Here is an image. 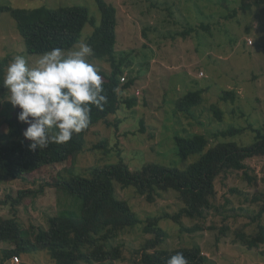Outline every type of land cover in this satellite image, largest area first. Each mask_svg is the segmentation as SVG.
<instances>
[{"label":"rangeland","instance_id":"374dc122","mask_svg":"<svg viewBox=\"0 0 264 264\" xmlns=\"http://www.w3.org/2000/svg\"><path fill=\"white\" fill-rule=\"evenodd\" d=\"M107 1L118 9L115 55L117 60H124L121 83L135 79L124 96H135L138 104L132 109L124 105L109 117L111 125L103 122L95 126L87 135L84 151L76 159L43 168L25 180L9 179L0 185V201L8 196L17 198L19 192L27 191L21 198L16 218L27 234L33 226L47 227L49 218L61 215L64 210L81 213V200L64 187L54 186L59 179L73 175L88 177L97 166L103 168L119 162L132 170L141 169L147 163L183 169L185 164L174 150L176 133L206 135L211 146L217 143L216 133L238 129L244 133L221 141L247 146L255 142L253 130L264 124V6L245 14L240 9L241 0ZM0 6L22 9L79 6L89 11L98 26L102 21L95 0H0ZM94 30L92 25H86L81 41L87 42ZM186 32L188 36H184ZM17 55L27 57L33 64L40 57L26 52L16 21L9 13H0V60L9 57L5 74ZM89 60L100 72L110 73V64L90 57ZM124 75L126 80L122 81ZM198 90L203 91L204 101L195 108L194 117L175 113L176 101ZM232 90L237 93L235 102L222 101L221 96ZM5 93L0 87V100ZM214 106L223 112L222 120L212 109ZM20 111L10 102H0V136L9 132V119L18 121ZM102 141L107 142L109 152L95 149ZM197 158L191 157L190 162ZM247 164L251 168L249 174L258 176L256 182L250 184L243 172L216 180V206L221 209L212 212L206 220L208 230L181 233L175 223L163 220L160 225L168 237L159 249L199 244L210 264H264V246L262 251L248 250L237 239L238 232L247 235L255 232L257 222H252V217L264 205V158L249 159ZM41 189L43 192L37 193ZM117 194L129 202L143 221L163 213L174 214L182 206L177 195L171 192L153 204L140 197L133 187H118ZM256 196L260 199L252 200ZM11 206L12 202L5 207L0 205V217H14ZM184 221L188 226L194 224L188 219ZM143 227L141 223L113 242L114 246L123 247L125 260L107 264H129L134 259V253L152 238ZM223 228L228 229L227 236L218 242L217 236ZM8 247L15 246L0 242V256L1 250ZM20 258V264H54L47 251L22 254Z\"/></svg>","mask_w":264,"mask_h":264},{"label":"trees","instance_id":"16d2710c","mask_svg":"<svg viewBox=\"0 0 264 264\" xmlns=\"http://www.w3.org/2000/svg\"><path fill=\"white\" fill-rule=\"evenodd\" d=\"M95 1L102 17L99 26L89 11L79 6L58 9L0 6V13H9L16 21L28 54L41 55L56 47L70 50L81 41L86 25L90 24L95 28L87 39V43L93 48V55L90 58L103 60L111 67L109 74L100 72L105 79L103 94L107 97V103L102 109L91 106L89 127L81 133H74L70 141L49 144L45 149L32 151L29 148L31 142L23 136L26 124L10 119L7 121L9 132L0 136V185L9 179L25 180L27 176L43 168L76 159L84 151L87 135L95 126L103 122L111 125L109 117L117 114L124 105L132 109L138 104L135 96H124V92L133 86L135 79L131 78L127 83H121L124 60H117L115 55L118 40V9L107 0ZM262 6L264 0H241L240 9L243 13L249 14L255 7ZM188 35V32L184 33V36ZM8 59L9 57L0 60V85L3 84ZM236 98L237 93L233 90L221 96L222 101L235 102ZM203 101L202 90L190 91L176 101L175 113L194 117L195 108ZM212 109L222 120L223 112L216 106ZM237 130L228 129L216 133L214 137L217 143L211 146L206 135L176 133L174 150L185 164L183 169L147 163L141 169L132 170L123 162H119L103 168L97 166L90 171L88 177L73 175L59 179L54 186L64 187L71 195L78 197L82 202L81 213L64 210L61 215L50 217L47 227L33 226L30 234L26 233L16 219L21 198L27 191L19 192L17 198L8 196L0 201V205L5 207L12 202L11 212L14 217H0V242L12 243L15 247L1 250L0 262L10 261L13 256L43 251L49 253L54 264H107L125 260L123 247L114 246L113 242L122 233L144 223V232L150 234L152 238L134 253L135 257L129 264H166V261L177 252L183 253L188 264H210L199 244L173 250L159 249L168 237L160 222L168 220L175 223L181 233L194 234L206 231L208 228L205 223L208 217L212 212H220L221 209L216 206V180L219 177L243 172L250 184L258 180L257 175L249 174L251 168L247 160L264 158V124L261 128L253 130L255 142L251 145L221 141V138L244 133ZM4 140L9 141L2 142ZM95 149L109 152L107 142L104 141L95 146ZM193 156L198 158L190 162ZM262 181L264 182V178ZM118 187L121 189L133 187L149 204L155 203L163 194L175 193L182 206L174 214L163 213L143 221L129 202L118 196ZM231 191L240 193L237 189ZM40 192L43 190L37 193ZM259 199L256 196L252 200ZM229 203L228 201L227 206ZM227 206L222 207L227 209ZM263 216L264 205L252 217V222H257L255 232L248 235L243 232L237 234V239L248 250L260 251L264 246ZM185 219L194 224L188 226ZM227 232V228L221 229L217 241L220 242L222 237H226ZM262 254L264 255V251Z\"/></svg>","mask_w":264,"mask_h":264},{"label":"clouds","instance_id":"9594fccd","mask_svg":"<svg viewBox=\"0 0 264 264\" xmlns=\"http://www.w3.org/2000/svg\"><path fill=\"white\" fill-rule=\"evenodd\" d=\"M93 48L79 42L72 49L53 48L40 55L35 63L17 55L8 65L3 84L6 93L0 102H10L21 111L19 122L32 151L49 144L70 141L73 134L89 127L91 106L107 103L100 69L90 62ZM166 264H188L181 252Z\"/></svg>","mask_w":264,"mask_h":264},{"label":"built area","instance_id":"2783aa9c","mask_svg":"<svg viewBox=\"0 0 264 264\" xmlns=\"http://www.w3.org/2000/svg\"><path fill=\"white\" fill-rule=\"evenodd\" d=\"M253 42L252 41H250V44H252ZM126 80V75H124L123 77H122V81H125ZM11 264H20V262H21V258H20V256H13L11 259H10V261H9Z\"/></svg>","mask_w":264,"mask_h":264}]
</instances>
